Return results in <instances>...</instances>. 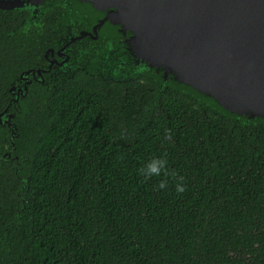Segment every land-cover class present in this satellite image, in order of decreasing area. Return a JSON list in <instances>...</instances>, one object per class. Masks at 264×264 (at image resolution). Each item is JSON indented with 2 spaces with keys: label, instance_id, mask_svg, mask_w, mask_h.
I'll use <instances>...</instances> for the list:
<instances>
[{
  "label": "trees",
  "instance_id": "trees-1",
  "mask_svg": "<svg viewBox=\"0 0 264 264\" xmlns=\"http://www.w3.org/2000/svg\"><path fill=\"white\" fill-rule=\"evenodd\" d=\"M66 15L0 9V113ZM19 104L18 137L0 122V264H264V120L138 73Z\"/></svg>",
  "mask_w": 264,
  "mask_h": 264
},
{
  "label": "water",
  "instance_id": "water-1",
  "mask_svg": "<svg viewBox=\"0 0 264 264\" xmlns=\"http://www.w3.org/2000/svg\"><path fill=\"white\" fill-rule=\"evenodd\" d=\"M55 4L102 30L113 52L121 48L128 68L113 80L148 75L161 88L194 90L236 120H264V0H0V9L35 18Z\"/></svg>",
  "mask_w": 264,
  "mask_h": 264
},
{
  "label": "flooded vegetation",
  "instance_id": "flooded-vegetation-1",
  "mask_svg": "<svg viewBox=\"0 0 264 264\" xmlns=\"http://www.w3.org/2000/svg\"><path fill=\"white\" fill-rule=\"evenodd\" d=\"M82 17L75 15L74 21H71L67 12L66 23L58 26L59 34L55 45L45 50L42 60L34 68H28L25 78H17V83L12 84L14 89L10 91L13 99L8 101V108L4 113L5 118L6 114H13L10 123L5 122L11 138L18 137L19 133L13 121L15 113L10 107L20 105L19 99L25 96L29 85H42L51 94L57 84L74 81L78 76L112 79L122 77V71L128 68L119 59L121 48L115 46L113 52L105 33L102 30L93 31L92 23L89 24ZM24 84L26 90L23 88Z\"/></svg>",
  "mask_w": 264,
  "mask_h": 264
},
{
  "label": "clouds",
  "instance_id": "clouds-1",
  "mask_svg": "<svg viewBox=\"0 0 264 264\" xmlns=\"http://www.w3.org/2000/svg\"><path fill=\"white\" fill-rule=\"evenodd\" d=\"M160 165L162 167V165H163V162L162 161L160 162ZM159 171H160V167H158L155 163H153V164H150L148 166L147 174L148 175H151V174H159ZM160 187L163 188L164 187V184L162 183L160 185ZM183 190L184 189L182 187H180L179 185L177 186V191L178 192H182Z\"/></svg>",
  "mask_w": 264,
  "mask_h": 264
},
{
  "label": "rangeland",
  "instance_id": "rangeland-1",
  "mask_svg": "<svg viewBox=\"0 0 264 264\" xmlns=\"http://www.w3.org/2000/svg\"><path fill=\"white\" fill-rule=\"evenodd\" d=\"M108 62V61H107Z\"/></svg>",
  "mask_w": 264,
  "mask_h": 264
}]
</instances>
